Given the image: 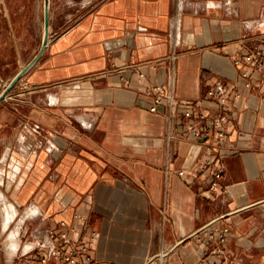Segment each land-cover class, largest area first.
<instances>
[{"label":"crops","instance_id":"1","mask_svg":"<svg viewBox=\"0 0 264 264\" xmlns=\"http://www.w3.org/2000/svg\"><path fill=\"white\" fill-rule=\"evenodd\" d=\"M37 23L36 0H0V94L5 69L18 73L40 50ZM247 51L264 53V0H97L81 16L51 12L45 55L0 103V134L12 129L0 164L18 173L4 192L30 214L0 264H18L63 221L73 240L96 234L100 262L214 264L194 235L226 226L229 256L218 264H264V67L246 88L234 60ZM172 68L180 101L204 100L219 83L240 94L206 109L229 120L222 191L194 170L206 154L182 134L183 118L149 111L145 88L169 86Z\"/></svg>","mask_w":264,"mask_h":264},{"label":"built area","instance_id":"2","mask_svg":"<svg viewBox=\"0 0 264 264\" xmlns=\"http://www.w3.org/2000/svg\"><path fill=\"white\" fill-rule=\"evenodd\" d=\"M172 46L169 60L175 64L179 53L176 50V43ZM234 64L236 66L243 64L246 67L242 71L241 78L245 87L250 89L254 74L264 67V53L247 51L237 57ZM142 67L143 65H138L136 69L139 79L145 77ZM121 80L126 85L131 83L129 77H121ZM143 95L151 101L149 108L151 113H157L158 108L164 105L169 112V118H172L173 115L183 118L182 134L197 141L204 148L206 154L205 158L194 167V170L209 177L210 192L222 191L224 189L222 183L223 160L227 156L224 150L229 137L227 130L229 120L221 113H209L206 109L211 104L217 109H223L230 99L239 98L240 94H232L223 83H219L207 91L204 100L185 99L180 101L174 95V68H172L169 86L146 87ZM31 130L35 134H41V128L38 125L33 126ZM171 138L172 136H168V140ZM52 148L55 149V145H52ZM184 174V171L179 172L181 176ZM75 220L84 221L85 217L80 214L75 215ZM73 231L75 228L72 225H68L65 221L59 223L50 239L38 240L35 246L22 254V260L18 264H116L95 260L93 257L95 233H91L90 239L87 241H76L71 237ZM194 237L209 247V257L214 259V264L226 262L229 256L226 248L231 237L229 227L205 228ZM29 252L35 253V256L28 258Z\"/></svg>","mask_w":264,"mask_h":264},{"label":"rangeland","instance_id":"3","mask_svg":"<svg viewBox=\"0 0 264 264\" xmlns=\"http://www.w3.org/2000/svg\"><path fill=\"white\" fill-rule=\"evenodd\" d=\"M27 0H20V5L26 3ZM31 1V0H30ZM97 2V0H52V15L53 17L59 18V17H64L65 15H73V16H81L82 13H86L89 11L92 6ZM36 5H37V15H38V23L36 25L37 28V44L36 47L37 49L40 48L41 42H42V35L44 32V0H36ZM26 45H23L21 49H27V43ZM26 54L27 51H26ZM26 54H22L24 57H26ZM32 60V59H31ZM17 75V72H11L8 68L5 69V76H4V90L5 88L9 85V83L12 81V79ZM3 90V91H4ZM9 102H13L10 101ZM12 132V129H4L2 133L0 134V139H6L9 138L11 135L10 133ZM2 152V150L0 149ZM16 173V167L11 166L10 164L4 165L0 164V192L5 194V190L8 189L9 192H12L13 187L12 182H11V176L14 177ZM6 195V194H5ZM7 197V196H6ZM9 200V198H7ZM10 201V200H9ZM11 202V201H10ZM18 210V216L16 219V222H14L11 225V228L7 231H3L0 229V255L4 253V251L9 254V251L6 250V243L8 236L10 235L11 231L13 228L16 226V224L21 220L22 214L21 211L16 207ZM11 254H14L11 252Z\"/></svg>","mask_w":264,"mask_h":264},{"label":"water","instance_id":"4","mask_svg":"<svg viewBox=\"0 0 264 264\" xmlns=\"http://www.w3.org/2000/svg\"><path fill=\"white\" fill-rule=\"evenodd\" d=\"M52 0H44V32L43 40L40 50L33 57V59L23 67L17 75L12 79L5 90L0 94V103L6 100L11 91L37 66L46 53L49 39H50V18H51ZM2 158V152L0 151V161Z\"/></svg>","mask_w":264,"mask_h":264},{"label":"bare ground","instance_id":"5","mask_svg":"<svg viewBox=\"0 0 264 264\" xmlns=\"http://www.w3.org/2000/svg\"><path fill=\"white\" fill-rule=\"evenodd\" d=\"M16 206L10 202L6 195L0 192V229L3 231H7L11 228V225L16 222L17 216L19 215ZM30 216L29 212H27L24 216H22L21 220L16 224V226L11 231L8 236L6 243V250L9 253H13V251L17 250L19 244V235L22 223L26 218ZM163 257V256H162Z\"/></svg>","mask_w":264,"mask_h":264}]
</instances>
